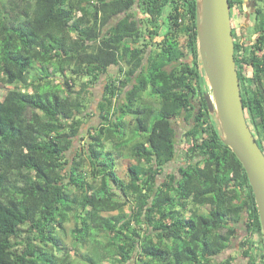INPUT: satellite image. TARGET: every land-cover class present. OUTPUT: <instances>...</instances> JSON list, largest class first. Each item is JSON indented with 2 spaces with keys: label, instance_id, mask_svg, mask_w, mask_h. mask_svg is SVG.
Here are the masks:
<instances>
[{
  "label": "trees",
  "instance_id": "1",
  "mask_svg": "<svg viewBox=\"0 0 264 264\" xmlns=\"http://www.w3.org/2000/svg\"><path fill=\"white\" fill-rule=\"evenodd\" d=\"M196 16L197 0H0V264H235L216 258L239 238L245 264H264L252 188L201 89ZM240 51L264 153V52Z\"/></svg>",
  "mask_w": 264,
  "mask_h": 264
},
{
  "label": "water",
  "instance_id": "2",
  "mask_svg": "<svg viewBox=\"0 0 264 264\" xmlns=\"http://www.w3.org/2000/svg\"><path fill=\"white\" fill-rule=\"evenodd\" d=\"M198 52L223 144L241 163L257 205L264 240V153L247 124L234 60L229 0H197Z\"/></svg>",
  "mask_w": 264,
  "mask_h": 264
},
{
  "label": "rangeland",
  "instance_id": "3",
  "mask_svg": "<svg viewBox=\"0 0 264 264\" xmlns=\"http://www.w3.org/2000/svg\"><path fill=\"white\" fill-rule=\"evenodd\" d=\"M3 1H5V0H3ZM239 19L242 20L241 17ZM239 37H240V35H239ZM111 72H116V70L115 71L111 70ZM104 79H105V76H102L100 78V81L91 90L92 96L90 98L92 99L91 100L92 102L89 105V109L87 110V113H89L92 117L91 118H85V120H86L85 122L86 123L83 125V133H86L88 128L96 126L98 124V122H99V119L97 118L95 113L97 111V104L101 100L103 87H104V84H105ZM201 89H202V91L205 94L210 93V89L208 87L205 75L201 78ZM215 119H216V117H215ZM177 123H178V125L175 124V129H176V132H177V137L179 139L180 137L182 138V135H183L182 132L184 131L185 123L180 121V120H178ZM82 145H83V141L75 140L74 147L72 148L70 154L72 156H74L78 152V150L80 149V146H82ZM180 164H181V161L177 158L176 160L171 162L166 167L165 172H167V173L168 172L169 173H173L174 172L175 173L176 172V168ZM123 169H124V164H122V171H123ZM73 228H74V222L73 221L69 222L66 225L67 235L64 238V241L69 247L72 246V243H73L72 238H71V230ZM239 241H240V238L237 239V240H234L233 245L216 258L217 262H221L222 260L227 259L228 256H232L234 258L233 262L235 264H245L246 263V259L242 257V255L240 254V251H239L240 250Z\"/></svg>",
  "mask_w": 264,
  "mask_h": 264
},
{
  "label": "flooded vegetation",
  "instance_id": "4",
  "mask_svg": "<svg viewBox=\"0 0 264 264\" xmlns=\"http://www.w3.org/2000/svg\"><path fill=\"white\" fill-rule=\"evenodd\" d=\"M243 1L244 3L243 6L241 7V11H239L236 8L235 9L233 8L230 11L231 26L233 30L232 33L233 35H235L233 41H235V43L238 42L240 44L241 56L243 55V57L244 56L246 57V55H249L252 52H254L253 54L260 56L264 52V49L262 47L260 49L255 48L256 42L260 38L261 36L260 34H262V31H260L261 29H259L258 31L257 25H260L259 23L260 20L257 19L258 16L256 14V11L259 9L264 11V0H243ZM240 17L242 18V20L239 19ZM256 27H257V31H256ZM244 70L247 77L249 78L252 77L253 71L250 65H246L244 67ZM262 82L264 83V80H262ZM262 91H264V86Z\"/></svg>",
  "mask_w": 264,
  "mask_h": 264
},
{
  "label": "bare ground",
  "instance_id": "5",
  "mask_svg": "<svg viewBox=\"0 0 264 264\" xmlns=\"http://www.w3.org/2000/svg\"><path fill=\"white\" fill-rule=\"evenodd\" d=\"M208 84V83H207ZM208 87H209V85H208Z\"/></svg>",
  "mask_w": 264,
  "mask_h": 264
}]
</instances>
